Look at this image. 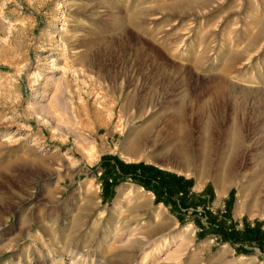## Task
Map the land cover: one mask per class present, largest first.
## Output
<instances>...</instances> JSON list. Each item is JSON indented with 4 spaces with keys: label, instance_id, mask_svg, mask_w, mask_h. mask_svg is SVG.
Returning a JSON list of instances; mask_svg holds the SVG:
<instances>
[{
    "label": "rangeland",
    "instance_id": "374dc122",
    "mask_svg": "<svg viewBox=\"0 0 264 264\" xmlns=\"http://www.w3.org/2000/svg\"><path fill=\"white\" fill-rule=\"evenodd\" d=\"M0 264H264V0H0Z\"/></svg>",
    "mask_w": 264,
    "mask_h": 264
},
{
    "label": "bare ground",
    "instance_id": "6f19581e",
    "mask_svg": "<svg viewBox=\"0 0 264 264\" xmlns=\"http://www.w3.org/2000/svg\"><path fill=\"white\" fill-rule=\"evenodd\" d=\"M235 142H238L239 143V141H235ZM185 144L183 143V144H181V145H178V146H176V148H175V151H174V153L176 154V155H179V156H181V157H184V158H187V159H189L188 157H187V155H185L186 154V152H185V150H186V148H185ZM207 146H209V142L207 141L205 144H204V149L205 148H207ZM199 156V155H198ZM203 157V156H202ZM221 163L222 162H218V164L217 165H215V168H216V170H217V168H218V166H220L221 165ZM210 163H207V165H209ZM217 178H219L218 176L216 177V179ZM72 252V251H71ZM74 252V255H75V251H73ZM72 252V253H73ZM80 253V252H79ZM78 254V253H77ZM79 256H81L80 254H79ZM78 256V257H79ZM82 257V256H81ZM76 258V257H75ZM39 260H38V263H41V259L40 258H38ZM77 261V260H76ZM81 261V260H80Z\"/></svg>",
    "mask_w": 264,
    "mask_h": 264
}]
</instances>
